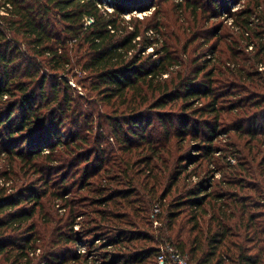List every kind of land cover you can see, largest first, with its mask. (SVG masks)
<instances>
[{
	"label": "trees",
	"instance_id": "16d2710c",
	"mask_svg": "<svg viewBox=\"0 0 264 264\" xmlns=\"http://www.w3.org/2000/svg\"><path fill=\"white\" fill-rule=\"evenodd\" d=\"M144 1L0 0V264H264L260 0Z\"/></svg>",
	"mask_w": 264,
	"mask_h": 264
},
{
	"label": "rangeland",
	"instance_id": "374dc122",
	"mask_svg": "<svg viewBox=\"0 0 264 264\" xmlns=\"http://www.w3.org/2000/svg\"><path fill=\"white\" fill-rule=\"evenodd\" d=\"M154 2H149L148 0H146L145 3L146 4V7H148L145 11H140V10H134V12L132 13H128L127 16L130 15H136V16H139L141 17L140 15H147V14H150L152 11L155 10V8L158 6L160 0H152ZM171 1V0H170ZM169 1V2H170ZM175 1H178V0H175ZM181 1V0H179ZM257 0H220V5H216V6H213V8L210 10V26H215V27H218L220 26V29L219 32L220 33H227L230 32V33H233L234 34V38L242 43V40L240 38V32H238L239 30V27L237 26V24L235 23V18H236V13H238L239 11H242L244 9H246L247 7L250 6V4L256 2ZM260 3H261V6H260V9H264V0H260ZM141 4V3H140ZM143 4V3H142ZM166 5V4H165ZM143 6V5H142ZM251 8L253 6H250ZM173 8V7H172ZM142 10V9H141ZM137 11V12H136ZM145 12V13H144ZM134 13V14H133ZM183 22L179 21L178 25L181 24ZM238 29V30H237ZM227 39H224V41H221L219 43V46L217 48V51H214V50H206V53L204 54L203 56V59L204 57L205 58H211L212 57L214 59H216L217 57L221 58L222 60L224 58H226L228 55H230V52L228 51L227 49V46L229 45V42L231 40V38H228V35L226 37ZM210 39V37H209ZM200 40V41H199ZM198 41H196V43L193 44L192 46V50H191V57H195L196 54H199V53H203V51H205V49L208 48L209 45L217 42V38H211V40L208 42V44H206L205 46H203L202 43H205L203 41L206 40V38H200ZM202 41V43H201ZM199 43L203 46L199 47ZM244 45V44H243ZM241 46V44H240ZM199 47V50L197 49ZM223 49V51H222ZM152 49H150V51L148 52H151ZM156 57V55L154 56ZM183 60H184V63H188L189 59L186 58V56L184 57L183 56ZM217 62V61H216ZM215 61H213V63H211L210 67H214V63H216ZM218 64L219 62H217L215 64L216 67H218ZM79 75H85V73H81ZM64 77H67L68 79H70V83L72 86H75L76 87V91H78L77 89H79V91H83V92H86L84 89H82L80 86H76V79L73 78L71 75H64ZM54 80V79H53ZM226 115V114H225ZM228 116V115H226ZM67 130V129H65ZM67 133V132H66ZM66 133H64V136H68ZM224 137H227V135H223V137H220V141L224 138ZM221 177V174H218L216 176V180H218L219 178ZM193 180L196 179V177H193L192 178ZM72 196V195H70ZM48 212V211H47ZM59 212L60 214L62 215L64 213L63 210L59 209ZM50 217H57L56 214L54 213L53 209L50 211ZM157 225V223H155ZM79 227V225H78ZM77 227V228H78ZM41 249L38 250V254H41Z\"/></svg>",
	"mask_w": 264,
	"mask_h": 264
},
{
	"label": "built area",
	"instance_id": "2783aa9c",
	"mask_svg": "<svg viewBox=\"0 0 264 264\" xmlns=\"http://www.w3.org/2000/svg\"><path fill=\"white\" fill-rule=\"evenodd\" d=\"M108 10L111 11L112 9L110 7H108ZM140 16H142V15H140ZM253 19H255V17H253ZM253 49H254L253 45L248 46V50H253ZM260 70L264 71V66H261ZM158 210L159 209L156 208V211H158ZM87 251H88L87 246H85V245L78 246V252L79 253H86ZM158 262H159V264H166V263L189 264L187 258L184 255H182L180 252L174 250V248L169 246V245H167L166 247L161 249L160 254L158 256Z\"/></svg>",
	"mask_w": 264,
	"mask_h": 264
}]
</instances>
